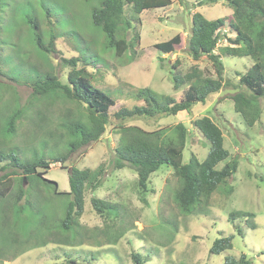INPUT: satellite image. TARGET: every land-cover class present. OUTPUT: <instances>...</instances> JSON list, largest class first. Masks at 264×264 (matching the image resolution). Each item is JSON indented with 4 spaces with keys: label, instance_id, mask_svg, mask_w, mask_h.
Instances as JSON below:
<instances>
[{
    "label": "rangeland",
    "instance_id": "obj_1",
    "mask_svg": "<svg viewBox=\"0 0 264 264\" xmlns=\"http://www.w3.org/2000/svg\"><path fill=\"white\" fill-rule=\"evenodd\" d=\"M170 1L171 5L166 8L147 9L139 15L136 27L138 45H134L121 58L116 57L113 51L104 49V35L91 21V11L98 6V0L3 1L5 18L0 24L3 42L0 43L1 62L8 64L9 57L19 58L25 72L10 71L9 76L4 73L0 75V138L16 148L18 141L23 144L24 139L18 134L13 137L1 136L6 121L4 114L7 116L14 110L17 97L21 103L29 98L31 85L23 84V81L35 76L34 67L38 73L54 72L61 81H65L71 68L61 63V58L82 57L89 64H95L85 65L81 59L77 66L87 69L91 84L108 93L115 105L109 109V124L97 142L79 147L65 162L48 161L51 165L49 169L42 170L45 172L43 179L20 181L24 196L18 206L13 200L18 193L21 173L13 167L0 170V190L6 195L0 194V264H135L131 258L132 252L140 256L143 264H224L226 257L237 259L241 254L246 255L251 264H264V98L258 100L260 119L251 127L234 111L231 99L232 94L238 91L250 94L239 85L236 75L245 73L251 67L249 59L221 58L226 84L220 92L211 95L206 104H195L193 116L178 114L124 123L145 131L170 129L177 123H184L190 134L182 151L183 164L189 162L191 155L203 161L209 147L208 142L191 129L192 120L208 117L221 130L224 148L230 153L229 159L236 160L237 168L230 181L219 186L212 194L211 207L204 215L186 216L179 212L172 196L176 179L171 168L162 165L151 175L149 188L152 191L146 195L147 203L144 204L138 195L135 172L128 167L114 170L111 165L119 127L114 114L122 107L131 108L141 103L134 98L136 90L148 88L156 94L179 101L187 85L174 90L171 75L182 76L196 66L204 75L214 77L213 68L206 57L194 61L186 51L191 17L199 12L206 19L214 20L229 16L231 9L225 0ZM41 4L51 7L53 17L50 20L55 21V32L59 36L55 40L56 53L50 54L47 65L37 59V51L31 40L33 35L24 24V18L37 17L36 6ZM40 25L46 34L49 24L44 19ZM224 31L233 37L228 26L224 27ZM178 33L183 42L174 53L162 54L154 49V44L165 42ZM125 37L129 41L132 34L128 31ZM45 41L47 43V39ZM225 44L226 41L221 40L218 46ZM8 105L10 108L5 110ZM68 108L73 112H85L76 103L60 100L49 107L54 115ZM44 129V135H48V127ZM58 132L63 136V132ZM31 139L32 136L21 148L19 159L22 162L32 163L44 155L48 158L46 160L54 161L58 154L66 150L61 145L55 149L52 146L53 137L35 138L34 142H30ZM203 141H206V145ZM62 142H65L64 138L59 144ZM47 144L49 147L44 150ZM6 152L10 150L0 148V154L6 155ZM100 164L105 174L100 187L93 193H86L84 215L80 220L84 227L90 228L82 231L79 237L85 244L56 243L54 239H61L55 232L56 227L63 218L64 205L70 200L64 193L69 191V168H95ZM224 164L219 163L215 169L220 170ZM4 165L6 162L0 161V168ZM48 181L54 182L57 191L62 194L54 195L53 184ZM229 188L232 191L227 194ZM92 195L117 205L119 210H125L130 214L126 220L132 227L120 224L118 219H108L94 213L89 204ZM235 212L247 215L230 220V213ZM120 225L126 230L115 245H102V241L95 236L98 231L94 233L91 230L108 227L113 234ZM228 237H231L230 250L220 254L209 253L216 239ZM68 258L72 262H68Z\"/></svg>",
    "mask_w": 264,
    "mask_h": 264
},
{
    "label": "trees",
    "instance_id": "obj_2",
    "mask_svg": "<svg viewBox=\"0 0 264 264\" xmlns=\"http://www.w3.org/2000/svg\"><path fill=\"white\" fill-rule=\"evenodd\" d=\"M3 1L5 2L0 0V24L5 18ZM225 1L231 9L229 16L209 20L199 12H195L191 17L187 37L188 55L194 61L206 57L213 68L214 77L204 75L194 66L190 72L182 76L171 75L174 90L181 85H187L179 101H175L170 96L156 94L148 88H142L136 90L134 94V98L141 101L139 105L131 108L122 107L114 114L115 119L119 121V127L116 130L118 139L117 145L113 148L111 165L114 170L128 167L135 172L138 195L144 204L147 203L146 195L152 191L149 188L151 175L164 165L172 169V175L176 179L172 196L179 212L186 216L204 215L211 207L212 194L219 186L230 181L236 171L237 163L235 159H229L230 153L224 148L223 134L208 117L191 121V129L209 144L207 155L201 162L191 155L186 164L182 163V151L190 132L184 123H177L170 129L145 131L137 126H126L125 122L137 119H160L178 114L193 116L192 109L195 104H206L211 95L220 92L225 86L224 68L221 62L224 56L247 58L251 61L252 65L245 73H236L239 85L245 87L250 94L238 91L232 94L231 99L234 111L243 118L247 126H253L260 119L258 100L264 98V0ZM98 2V6L91 11V21L104 35V49L113 51L118 58L132 50L134 45H138L139 33L136 27L139 15L147 9H160L171 5L170 0H98ZM36 8L37 17L24 18V24L30 29L31 36L33 35L31 40L37 51V59L47 65L50 54L56 53L55 40L59 36L55 32V21L50 20L53 17L51 7L41 4ZM44 19L49 24L46 34L42 32L40 25ZM225 26H228L229 33L233 34V37H229L225 31L222 32ZM128 31L132 34L129 41L125 37ZM46 39L47 43H45ZM221 40L226 41V44L218 46ZM182 42V36L178 33L165 42L154 44L153 47L162 54H171L181 46ZM0 43H3L1 37ZM2 57L0 55V75L4 73L9 76L10 71L24 74L25 68L19 58L17 60L9 57V63L4 64L1 62ZM81 59L85 65L95 66L84 58ZM81 59L61 58L60 62L71 68L65 81H61L54 72L38 73L34 67L35 76L23 81V84L31 85L29 98L21 103L17 97L14 110L7 116L4 114L6 121L4 127L2 126L4 134L1 136L13 137L18 134L24 139L23 144L18 141L16 148L0 138V148L10 150L6 155L0 154V161L6 162L0 170L13 167L21 173L18 193L14 195L13 200L15 206H18L24 196L20 181H35L29 178L43 179L45 172L42 170L49 169L51 163L65 162L79 147L97 142L105 133L109 124V109L115 105V101L108 93L91 84L87 69L78 68L77 64ZM58 100L64 103H76L83 107L85 112H73L68 108L63 113L54 115L49 107ZM5 108L8 110L10 106ZM46 126L49 130L48 135H44ZM52 126L57 132H54ZM58 130L63 132V136ZM31 136L30 142H34L35 138L53 137L52 146L57 149V145H61L60 147H65L66 150L58 154L54 161L46 160L48 158L44 155L32 163L22 162L19 159L21 148L27 144L26 141H29ZM63 138L65 142L59 144ZM206 141L203 143L205 144ZM48 147L47 144L43 149ZM221 162H225L224 166L216 170L215 167ZM68 173L69 191L64 193L70 200L64 205L63 218L55 231L61 239L54 241L64 245L85 244L82 238L79 240V237L82 231L90 229L84 227L80 221L84 215L86 193H93L100 187L105 171L100 164L95 168L82 169L72 166ZM48 182L53 184L54 195L62 194L57 191L54 182ZM231 191L232 189L229 188L226 192L228 194ZM0 194L6 196L1 190ZM89 202L97 215L118 219L120 224L132 227L126 220L130 214L123 209L119 210L117 205L93 195ZM246 215L238 212L230 213L229 219L234 220ZM122 225L113 234L109 232L108 227H95L91 230L94 233L98 231L95 236L102 241V245H115L126 230ZM231 247V237L219 238L212 243L209 253L220 254L230 250ZM131 258L135 264L144 263L135 252L131 253ZM67 261L72 262L69 258ZM224 264H251V262L246 255L241 254L237 259L226 257Z\"/></svg>",
    "mask_w": 264,
    "mask_h": 264
}]
</instances>
